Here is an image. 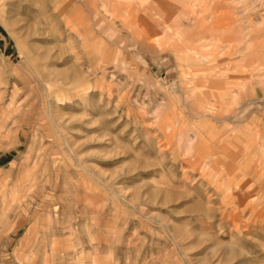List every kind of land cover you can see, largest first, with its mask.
<instances>
[{
    "label": "rangeland",
    "instance_id": "rangeland-1",
    "mask_svg": "<svg viewBox=\"0 0 264 264\" xmlns=\"http://www.w3.org/2000/svg\"><path fill=\"white\" fill-rule=\"evenodd\" d=\"M112 2L0 0V264H264V0Z\"/></svg>",
    "mask_w": 264,
    "mask_h": 264
},
{
    "label": "bare ground",
    "instance_id": "bare-ground-1",
    "mask_svg": "<svg viewBox=\"0 0 264 264\" xmlns=\"http://www.w3.org/2000/svg\"><path fill=\"white\" fill-rule=\"evenodd\" d=\"M226 1V0H225ZM126 2V0H125ZM208 2V1H207ZM218 4V3H216ZM214 5V3H213ZM211 5V6H213ZM216 7V5H214ZM221 6V5H220ZM214 7V8H215ZM211 8V7H210ZM219 8V7H218ZM225 8V7H224ZM223 8V9H224ZM213 9V8H212ZM220 9V8H219ZM218 9V10H219ZM212 11V10H211ZM157 13V11H156ZM228 15V14H227ZM226 15V16H227ZM230 15V14H229ZM231 18V17H230ZM226 19V18H225ZM224 22V21H223ZM223 24V23H222ZM246 26V25H244ZM248 26V25H247ZM241 27V26H240ZM258 43V42H257ZM188 57V56H187ZM198 58V57H197ZM200 58V57H199ZM204 59V58H203ZM207 59V58H206ZM192 60V59H190ZM205 60V59H204ZM208 60V59H207ZM222 66V64H221ZM192 79V78H191ZM194 79V78H193ZM251 79V78H250ZM249 79V80H250ZM190 80V79H189ZM230 83H235V81H230ZM210 81L207 83V85L209 86V91H213L214 90V86L210 85ZM246 83L244 82L243 87H245ZM252 85V84H251ZM229 85L227 84V87ZM226 87V86H224ZM222 91L224 93H228L227 90L225 88H222ZM201 92V91H200ZM199 91L195 90L196 93V97H198V104H200L202 107L205 106V110H209L207 108H211L210 106L213 105V102L210 103V101L208 102V100H205V96L204 93H200ZM214 92V91H213ZM190 94V92H189ZM201 94V96H200ZM198 95V96H197ZM206 95V94H205ZM208 95V94H207ZM210 95V94H209ZM226 95V94H225ZM243 95H240L239 93L233 97L232 96V100L230 102V105L226 108L227 111H232L233 109V104L236 102L237 98L240 99L242 98ZM213 97V96H212ZM209 98V97H208ZM214 99V98H213ZM221 99V98H219ZM238 101V100H237ZM210 104V105H208ZM209 107H208V106ZM213 109V107H212ZM253 114V115H252ZM250 116H256V113H252ZM249 116V117H250ZM242 124H238L237 127H235L234 134L232 135L231 139H229L230 141H227V144L222 146L223 151L226 154H230L231 152H233V158L235 159V161H237L238 163V167L240 168L239 170H247V173H249L250 178L252 179L253 177H258V178H263L264 179V159H263V153H264V133H262V130L252 124H250L249 122L246 121H242ZM236 142V144H235ZM260 144H259V143ZM240 143V146H239ZM235 144V145H233ZM230 147L234 148L233 151L230 149ZM226 150V151H225ZM199 152V151H198ZM200 153V152H199ZM257 157H260L259 159ZM262 160V161H261ZM246 163V166H243L242 164ZM245 175V174H244ZM242 184V183H241ZM240 184V185H241ZM250 191L248 190V187H244L241 188L238 191V194L240 196V198H245L247 196H250ZM243 211V210H241Z\"/></svg>",
    "mask_w": 264,
    "mask_h": 264
},
{
    "label": "crops",
    "instance_id": "crops-1",
    "mask_svg": "<svg viewBox=\"0 0 264 264\" xmlns=\"http://www.w3.org/2000/svg\"><path fill=\"white\" fill-rule=\"evenodd\" d=\"M112 1H113L112 4H114V5L115 4L120 5L121 4L120 2H122V0H112ZM123 2H124V0H123ZM109 3H111V1H109Z\"/></svg>",
    "mask_w": 264,
    "mask_h": 264
}]
</instances>
